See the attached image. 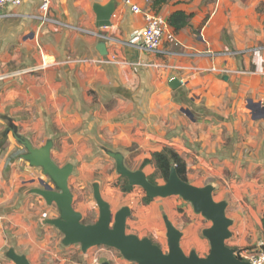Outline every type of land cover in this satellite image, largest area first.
Returning <instances> with one entry per match:
<instances>
[{"label":"crops","instance_id":"1","mask_svg":"<svg viewBox=\"0 0 264 264\" xmlns=\"http://www.w3.org/2000/svg\"><path fill=\"white\" fill-rule=\"evenodd\" d=\"M109 1L51 0L55 21L45 24L37 18L42 0L0 9V264L6 245L26 248L13 240L21 221L35 236L34 206L23 199L39 175L5 136L8 119L34 147L51 139L59 166L80 164L83 172L99 162L100 150L121 152L128 167L172 147L190 183L211 184L215 200H226L233 220L227 244L264 248V0H171L158 14L180 9L192 17L157 53L128 44L145 23L126 0H115L111 26L96 25L94 5ZM132 2L153 10L152 0ZM227 50L238 53L212 54ZM172 77L181 82L177 89ZM21 249L13 250L25 254Z\"/></svg>","mask_w":264,"mask_h":264},{"label":"water","instance_id":"2","mask_svg":"<svg viewBox=\"0 0 264 264\" xmlns=\"http://www.w3.org/2000/svg\"><path fill=\"white\" fill-rule=\"evenodd\" d=\"M115 8V0L105 5L95 4L96 25L111 26ZM98 50L102 55L107 53L104 39L100 40ZM169 85L177 89L181 82L177 77H172ZM255 106L258 105L252 104L250 108L253 109ZM9 133L25 148L21 157L31 166L42 168L53 182L54 187L41 179L42 187H34L31 191L41 195L47 204L57 205L60 211L59 217L48 219L47 222L56 226L64 234L62 241L65 245L79 243L83 251L95 245H106L119 250L127 260L137 264H252L237 256L236 249L227 244V240L232 235L230 227L233 220L226 213L228 205L226 200H215L213 185L201 187L184 181L178 176L174 167L165 183L155 184L143 170L129 169L124 163L121 152L106 150L114 158L118 174L126 177L131 186H140L146 196L153 199L181 196L192 204L196 213L202 214L212 222L210 227L203 230V235L210 243L209 253L206 256H200L196 250H192L189 254L184 252L181 247L182 232L165 216L168 244V252H165L149 237H139L127 232V218L131 215V208L123 206L113 214L110 203L103 198L97 183L93 185V189L99 208V217L94 223H84L83 214L73 206L74 197L69 185V177L74 169L73 164L59 166L51 156L53 148L51 139L40 147H34L28 138L20 134L18 127L11 119H8L4 134L7 136ZM7 255L15 264H32L25 255L13 249H10ZM101 264L110 263L106 257H103Z\"/></svg>","mask_w":264,"mask_h":264},{"label":"rangeland","instance_id":"3","mask_svg":"<svg viewBox=\"0 0 264 264\" xmlns=\"http://www.w3.org/2000/svg\"><path fill=\"white\" fill-rule=\"evenodd\" d=\"M9 136L11 137L12 134L9 133ZM56 151L60 152L61 150L56 148ZM23 152H25V148L20 144L17 155ZM97 156L100 157L99 162L95 165L84 166V172L80 164L74 165L73 172L69 177V185L74 196L73 206L83 214L84 223H94L99 217V208L93 189V185L97 183L102 196L110 202L113 214L123 206L131 208V215L127 218L126 225L128 233L136 234L139 237H149L165 252H168L167 229L164 221V217L167 216L182 232L181 247L186 254L192 250H196L200 256H206L209 253L210 243L203 235V230L210 227L212 222L202 214L196 213L190 202L178 195L155 198L150 202H145L144 190L140 186H131L127 178L118 174L114 159L102 150L98 152ZM94 158L92 157L90 160L92 161ZM26 162L24 163L27 164ZM143 162L136 166L128 164V168L134 166L142 169L145 165ZM27 165L31 166L29 163ZM146 165L153 168L147 175L156 184L166 182L154 168L153 163L149 162ZM32 167H34V169L32 168L33 176H37L38 173L39 175L33 184H25L27 189L31 186L42 187L41 179L54 187L53 182L42 168ZM21 170L23 171V167ZM26 198L29 200L28 203L34 206L36 220L35 231H33L35 236L30 235L31 226L21 221L17 229L19 233L13 240L18 239L23 242L26 248L14 243L9 244V239V245L4 247V260L1 264H15L11 258L6 256V251L8 253L10 249L15 248H22L25 253L23 255L30 259L32 264H101L103 257H106L110 264H137L127 260L119 250L106 245H95L86 251L82 250L79 243L65 245L62 241L64 234L56 226L47 222L48 219L59 217L60 211L57 205L55 203L47 204L41 195L29 191L26 192L23 200L25 201ZM18 236L20 238H17Z\"/></svg>","mask_w":264,"mask_h":264},{"label":"built area","instance_id":"4","mask_svg":"<svg viewBox=\"0 0 264 264\" xmlns=\"http://www.w3.org/2000/svg\"><path fill=\"white\" fill-rule=\"evenodd\" d=\"M23 0H0V9H3L7 6H17L20 5ZM131 6L133 12L142 14L144 18L145 25L141 28L135 29L129 40L128 44L133 47L144 50L150 53H157L162 50V46L165 42H174L177 40L176 32L169 25L167 19L156 13L153 10H147L132 2V0H126ZM50 6L51 0H42L40 4V14H38L37 18L41 21L42 24L45 23H53L55 19L50 16ZM1 16V15H0ZM40 50L43 51L40 47ZM211 53V52H209ZM238 53L236 50H227L223 52L213 53L214 55H226V56H234ZM43 55V54H42ZM113 59L106 58L104 62L110 63ZM46 65H49V62H45ZM210 70L215 73H224V68H220L216 65H212ZM264 71V69H263ZM24 72V71H23ZM21 72V73H23ZM15 73L19 74V72H11L8 76H14ZM20 73V74H21ZM4 79L3 76H0V80ZM237 256H239L243 260L250 261L252 264H264V248H251V249H242L236 250Z\"/></svg>","mask_w":264,"mask_h":264},{"label":"trees","instance_id":"5","mask_svg":"<svg viewBox=\"0 0 264 264\" xmlns=\"http://www.w3.org/2000/svg\"><path fill=\"white\" fill-rule=\"evenodd\" d=\"M169 1L171 0H152L151 8L156 13H158L159 10ZM258 11L264 14V5L258 6ZM191 17V13H187L186 11L179 9L170 13L166 19L169 25L174 29V31H179L189 24ZM149 162L154 164L156 170L160 173V176L164 179V181L168 180L171 169L174 167L178 176L182 180L189 182L187 163L182 155L172 147L165 146L162 150L155 151L152 154V158L145 159L143 164H147ZM149 179L152 183H155L150 177ZM144 200L145 202H150L153 200V198H150L145 194ZM262 223L264 227V215L262 218Z\"/></svg>","mask_w":264,"mask_h":264},{"label":"flooded vegetation","instance_id":"6","mask_svg":"<svg viewBox=\"0 0 264 264\" xmlns=\"http://www.w3.org/2000/svg\"><path fill=\"white\" fill-rule=\"evenodd\" d=\"M148 176V175H147ZM149 178V177H148ZM208 220V219H207ZM210 221V220H209ZM175 226V225H174ZM176 227V226H175Z\"/></svg>","mask_w":264,"mask_h":264}]
</instances>
